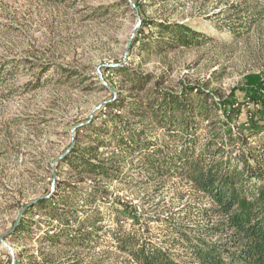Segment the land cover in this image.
Returning a JSON list of instances; mask_svg holds the SVG:
<instances>
[{"label": "rangeland", "instance_id": "obj_1", "mask_svg": "<svg viewBox=\"0 0 264 264\" xmlns=\"http://www.w3.org/2000/svg\"><path fill=\"white\" fill-rule=\"evenodd\" d=\"M229 1L0 0V264H123L126 255L103 229L80 246L68 244L63 236L46 240L43 230L49 222L40 209L27 214L38 221L29 232L11 233L21 209L52 192L60 180L78 186L75 194L66 184L59 191L74 194L58 204L71 223L72 212L84 218L96 207L102 219L98 225L106 227L112 223L106 206L118 196L131 200L141 212L143 234L160 243L164 227L150 219L178 205L172 200L177 179L161 184L129 163L127 179L108 181L82 176L60 160L81 143L82 133H92L90 126L106 111V103L122 96L133 99L137 93L122 88L115 68L150 73V84L161 80L157 87L176 93L195 85L217 101L234 88L241 98L243 87L261 99V106L264 16L257 25L244 17V26L234 35L228 29L232 21L218 12ZM143 18L186 23L213 39L159 50L156 43L164 36L151 25L143 29L149 30L144 37ZM248 107L253 108L251 103ZM244 120L243 115L240 123ZM241 126L246 127L244 122ZM111 149L98 150L105 157ZM88 188H96L94 197H86L83 190ZM129 222L124 226L129 228Z\"/></svg>", "mask_w": 264, "mask_h": 264}, {"label": "trees", "instance_id": "obj_2", "mask_svg": "<svg viewBox=\"0 0 264 264\" xmlns=\"http://www.w3.org/2000/svg\"><path fill=\"white\" fill-rule=\"evenodd\" d=\"M218 12L232 21L228 29L236 35L244 26V17L249 25L260 22L264 0H230ZM151 25L164 36L160 45L156 43L159 50L213 39L186 23L143 18L141 31L146 38L149 30L143 29ZM114 71L121 75L123 89L137 93L133 99L122 96L106 103V111L90 126L92 133H82L81 143L60 164L67 163L82 176L108 181L127 179L125 165L129 163L144 176L158 177L161 184L177 179L181 185L174 188L172 200L178 205L150 219L164 227L160 243L143 234L147 232L139 227L141 212L131 200L118 196L106 206L112 222L106 227L98 225L102 219L96 207L84 218L71 211V223L58 204L68 202L78 186L63 180L55 183L52 192L46 191L47 197H39L24 210L11 233L29 232L38 221L27 214L40 209L49 222L43 230L46 240L63 236L68 244L80 246L95 240L97 231L103 229L126 255L123 264H264V102L259 106L261 99L243 87L241 98L234 88L217 101L195 85L176 93L157 87L161 80L150 84V73ZM243 115L246 127L240 123ZM100 147L112 149L103 157ZM63 184L74 194L59 193ZM95 189L83 192L90 198L96 195ZM56 219L58 225L53 224ZM127 219L129 228L124 226Z\"/></svg>", "mask_w": 264, "mask_h": 264}, {"label": "water", "instance_id": "obj_3", "mask_svg": "<svg viewBox=\"0 0 264 264\" xmlns=\"http://www.w3.org/2000/svg\"><path fill=\"white\" fill-rule=\"evenodd\" d=\"M49 195V194H48ZM48 195H45L44 197H47ZM37 200H34L32 202H30L29 204L25 205L22 209H21V212H20V215L24 212V210L27 208V207H30V206H33L35 204Z\"/></svg>", "mask_w": 264, "mask_h": 264}]
</instances>
